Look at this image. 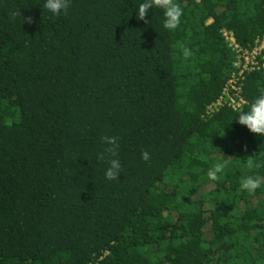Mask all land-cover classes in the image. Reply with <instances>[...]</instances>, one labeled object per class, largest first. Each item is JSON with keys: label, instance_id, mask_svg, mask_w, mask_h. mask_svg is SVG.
Listing matches in <instances>:
<instances>
[{"label": "trees", "instance_id": "obj_1", "mask_svg": "<svg viewBox=\"0 0 264 264\" xmlns=\"http://www.w3.org/2000/svg\"><path fill=\"white\" fill-rule=\"evenodd\" d=\"M143 2L0 0V264H264V184L240 189L264 177V136L237 123L264 69L241 108L207 114L237 56L223 33L252 49L264 0H175V30L159 8L138 20ZM103 136L119 138L118 180Z\"/></svg>", "mask_w": 264, "mask_h": 264}, {"label": "clouds", "instance_id": "obj_2", "mask_svg": "<svg viewBox=\"0 0 264 264\" xmlns=\"http://www.w3.org/2000/svg\"><path fill=\"white\" fill-rule=\"evenodd\" d=\"M44 7L52 13L59 15L61 11L67 14L69 9V0H46ZM159 8L163 10L164 24L163 27L167 30H175L180 24V18L183 15L182 7L175 0H144L139 5L136 17L138 20L144 21L145 24L149 23L145 18L148 16L152 8ZM20 16L19 12H13L11 17L14 19L16 16ZM25 23L32 24L33 18L31 16L24 19ZM183 57L185 59L193 55L192 51L187 47L181 45ZM237 123L241 126H245L251 133L264 136V89H260V95L250 104L247 111L239 112ZM119 138L115 136H103L102 142L108 145L104 149L103 153L97 155L98 160H104L105 156H111L113 159L109 160V167L106 170V178L108 180H118L121 173L120 160L115 158L118 156ZM142 159L148 161L150 155L147 151H143ZM255 157L248 156L245 158L246 166L249 169L259 168L260 164L255 163ZM232 158L215 163L207 172V178L211 181H217L222 178L225 169L228 167L229 161ZM264 184V177L259 175H249L241 179L240 189L247 191L249 194L254 193L261 185ZM31 264V262H26Z\"/></svg>", "mask_w": 264, "mask_h": 264}, {"label": "built area", "instance_id": "obj_3", "mask_svg": "<svg viewBox=\"0 0 264 264\" xmlns=\"http://www.w3.org/2000/svg\"><path fill=\"white\" fill-rule=\"evenodd\" d=\"M223 36L237 56L233 71L220 96L207 108V114L209 115L224 106L233 110L241 108L245 104V100L241 97L240 83L245 78V74L264 69V35L256 41L255 46L250 50L240 49L231 33L224 32Z\"/></svg>", "mask_w": 264, "mask_h": 264}]
</instances>
